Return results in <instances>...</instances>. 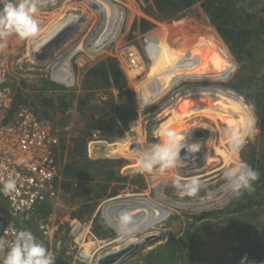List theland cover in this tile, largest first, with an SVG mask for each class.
Returning a JSON list of instances; mask_svg holds the SVG:
<instances>
[{
  "label": "rangeland",
  "instance_id": "obj_1",
  "mask_svg": "<svg viewBox=\"0 0 264 264\" xmlns=\"http://www.w3.org/2000/svg\"><path fill=\"white\" fill-rule=\"evenodd\" d=\"M91 1H95L100 7H106L107 2L115 5V7L112 6V12L109 8L104 10V17L109 22L107 27L102 28L95 25L93 11L94 9H97V5L90 3ZM116 3V0H56L50 8H47L51 11L50 9L54 7V11L47 14L46 17L53 21L55 28L59 26V23L65 21V19L69 21L70 17L66 14H74L72 16L74 18L75 14L79 15L78 18L81 17V19L77 21V24L75 23L72 30L69 31L70 34L68 33L59 42V45H61L63 40L65 41L70 38V41L65 44L66 47L65 45L60 48L58 47V50H61L57 54L62 55L66 53L67 49L71 46L69 50L70 52L68 53L69 55H67V58H64L63 61H67L68 57L78 49L79 46L76 44H78L79 41L77 42V40L90 32L89 29L91 28V25H94V28L96 26L95 30H97L94 38L89 37L84 41L87 45V51L84 50L79 52L71 59L72 71L76 78V83L75 86L70 89L71 93L74 94L69 100L70 103L72 102V110L69 116H66L69 129L66 130L62 136L64 147L61 148L59 160L63 165L65 159L68 157L69 151H72L69 144L71 137L70 134L73 133L74 136H81V130L85 128L86 120L81 119L79 117V112L77 111V105L80 101L79 96L83 95L86 97L83 98V100H89L87 106L92 105L95 107V113L93 114L94 117H98L97 115L103 107L108 108L111 106V109L105 115L103 126L107 125V130L112 129V127L117 124L121 127L120 137H114L111 139L113 140L111 143L104 141V139L101 140L103 144L114 143L113 151H118L121 155H98L121 159L120 168L116 170L119 172L117 173L119 176L125 178H118L109 181L106 194L100 197H94L93 194L99 191V187L104 181V174L103 172L95 171V165L93 164L90 173L91 175L89 174L88 178L79 177L70 180L68 188L76 186L80 191V193L76 194L74 200H72V204L70 201H66L62 197L56 198L51 205L50 212L46 219H39L37 216L35 217L32 222L31 232L35 237H40L38 242L43 245L47 241L48 251L53 253L55 258L62 259L70 264H95L99 255L111 250H118L119 247H123L130 242L136 241L138 242L137 247L134 250H131L126 257L123 258L124 261L119 262V264H137L143 262L148 251L155 249L156 246L164 243L169 237L179 239L180 236L187 235L188 228L193 221V216L198 214L200 217L197 221L199 224L197 226L200 227L201 235H197L195 238H197V242L200 245L198 246L200 250L194 253L193 256L196 258H202L204 255V257L209 260V258H214L216 252H219L223 256L221 259L222 263L230 264L231 261L236 262L238 250L245 242H254L255 237L258 234V232L253 229V225H244L241 221V217L230 212V210H232L231 202L235 199L238 200L242 194L237 196L231 191H216L214 195H211L213 200H206V202L200 201V198L204 199L207 197L206 192L208 189L216 190L225 183L222 178V173L225 169L224 165L227 163H225L224 158L220 156V153H215L214 149V147L220 149V138L225 132L223 127L224 123L221 119L222 117H218V114L211 111L210 114L213 116L212 121L203 118L200 111L196 110L193 101L188 99L183 100L182 103H180L172 112H169L166 115L158 117H156V115L153 117L151 116L156 114L155 109L163 100L167 97L168 99L172 97L170 94L174 91L176 92L177 89L181 90L198 84H213L226 88L239 96L246 105H249L246 97V92L249 91V89L244 88V86H239L241 78H238V76H243L246 73H254L255 77H261L264 74V63L259 61V59L264 57V52L263 54L260 53L261 55L253 53V51L251 52L253 54L252 64L254 68L253 66L248 65L249 62L246 63L247 66H245V64H237L230 55L233 61V69L229 71V62H227L228 56L226 54L227 47L217 35L214 27L210 25L208 18L203 14L202 9L199 6V2H197L190 9L182 12L179 18L174 20L158 21L150 17L154 22V26L145 32V34H149L147 38L137 45L139 51H141L140 53L142 54L144 52V63H141L140 72L134 76L133 72L130 71V67H127L124 63L121 48L122 46L130 45L132 41L140 36L137 31H132L130 33V25L132 21L135 19L138 21L140 17H149L142 11V2L138 0H119L117 6L120 7V10L116 6ZM117 9L120 13L114 12V10ZM108 13H111V17H109ZM97 15V18L99 19H97L98 21L96 24L100 22L101 14ZM113 31H118V34L112 44L106 46L100 51H98L100 47H97L96 50H89L90 47L101 39L104 40L103 45L113 39ZM47 37H49V35H40L37 39L47 40ZM30 39L31 37L21 40L15 34L11 36L10 43H12L14 47L12 52L16 53L13 56L15 59L11 60L10 74L7 82L10 86L13 85L14 88L18 87L17 89L22 91L24 100H34L37 104L40 95H45L46 91H52L53 89H43V79L48 80L45 77V72H43V67L45 68L46 64H41L38 62V58L34 59L30 56L32 53H30L26 47V42L30 41ZM35 40L36 39L33 41ZM161 41L167 43L166 48L170 54H174L177 58H180L182 63H187V65L190 66L191 71L197 73L202 80L187 79L184 74L182 75V80L177 83L176 86H172L165 95L159 97L150 104L143 105L141 104V101H139L138 86L145 78H147V73L151 67L156 65L158 59L161 58L162 49L158 45ZM87 43H90V46H88ZM137 47L135 46V48ZM53 56L54 55H52V57ZM107 56H110L112 60L114 59L118 64V68L123 72V75H125L127 79V88L132 90V103H130V105H128L127 99L123 97L122 99L120 98L121 91L111 88L113 95H110L108 93L109 89H99V87L89 88V85L86 83V71L91 67L98 65V63L103 61ZM79 58L82 59L80 60ZM20 59L21 62H19ZM78 61L81 65L77 64ZM213 73H217L218 76H213L214 78L206 77V75H213ZM49 83L53 84L51 81H49ZM259 83L260 81L255 84L254 88H257ZM61 87L64 89L67 88L63 86ZM201 99L210 109L227 108L228 106L232 107V105L214 98L201 97ZM122 102L127 105V110H130L132 106L136 109V115L134 118L126 121L125 124L120 121V116L118 115V112H116V106ZM88 114L90 113L88 112ZM253 116L257 129L255 135L247 137L245 145L239 152L242 158L238 153H233L235 158L246 163L252 152H254L256 157L258 152L262 149V144L259 143L260 124L254 112ZM135 121H137L136 124L132 125V122ZM161 128L174 129L177 134H183L185 140L190 138L192 141L194 140L192 143H198L200 145L202 152V160L200 163H191L183 160L185 163L187 162L186 165L183 164L181 167L171 169L163 175L157 171H153L154 173H157L156 175L159 173L157 179L162 183L165 182L163 179L166 178L167 180L179 178L183 181L194 176L198 177L200 180V187L195 196L180 195V191L171 181H169L170 184H166V186L163 185L164 187H162V189L158 186L162 196L165 198L161 200L155 195V185L152 186L151 183V178L156 177V175H153V173H138L136 171L140 158V150L143 147L158 142L160 139L159 133ZM187 128L190 129L188 135L186 134ZM212 129L217 130L213 137L211 136ZM100 131H102L100 133L102 137H106L110 134L109 131ZM208 140L213 141V146L212 144L210 146L206 145ZM133 145H135V147H133ZM98 146V149L92 150L91 152L98 151L100 145ZM85 148L87 151V144H85ZM88 150L86 156L91 160H95V158L89 157L88 153L90 152V148ZM106 157L97 159H104ZM212 157L216 161L210 162ZM132 164H134V170L128 172L123 171L125 166ZM188 164H193L195 167H189ZM165 176L166 178H164ZM114 177H116V174ZM112 187H118V195L113 199L108 197V193ZM127 193L141 194L144 196L141 199V207L130 208L127 210L136 221V231L134 234L122 238L113 228L111 229L114 235L108 237L94 235L95 238H93V236L86 234V236L78 238V235L73 234V226L75 222H78L83 228L90 226V230L93 233L90 221L93 215H100L101 210L102 213H104L103 216H105L108 222H111L112 226L115 227V221H111L108 215V211L111 212V210L107 211V206L115 201H125L127 198H132L120 197ZM216 197L219 198L216 199ZM149 208L152 209L154 213H158L160 217L157 216L158 219H156L153 214L148 213L149 218L143 219L142 215L146 210H150ZM73 212L81 213L80 216H77L74 215ZM101 218L105 221L103 217ZM142 221L143 223H141ZM150 234H154V236L150 237ZM145 236L147 238L149 237V239L146 240ZM179 244L181 247H185L183 243Z\"/></svg>",
  "mask_w": 264,
  "mask_h": 264
},
{
  "label": "trees",
  "instance_id": "obj_2",
  "mask_svg": "<svg viewBox=\"0 0 264 264\" xmlns=\"http://www.w3.org/2000/svg\"><path fill=\"white\" fill-rule=\"evenodd\" d=\"M138 1L142 2V11L149 18L140 17L138 21L136 19L133 20L130 25V33L132 31H137L139 35H142L154 26V22L150 19V17L158 21L174 20L179 18L182 12L190 9L194 4L199 2V6L201 7L203 14L208 18L210 25L214 27L217 35L221 38L230 55L233 57V60H235L237 64H245V66H247L246 63L249 62L248 65L253 66V54L251 52L253 51V53H257L258 55H261L260 53L263 54L264 52V0ZM158 45L162 49L161 58L158 59L156 65L151 67L147 73V78H145L138 86L139 101H141V104L143 105L150 104L159 97L165 95L172 86H176L177 83L182 80V75L184 74L187 79L202 80L197 73L191 71V68L187 65V63H182L180 58H177L174 54L169 53L166 48V42L163 43L161 41ZM259 61L264 63V57L259 59ZM227 62H229L228 68L229 71H231L233 69V62L231 59H227ZM85 75L86 83L89 85V88L99 87V89H109L108 93L110 95H113L111 88H115L121 91V99L122 97L127 99L128 105L132 103V90L127 88V79L125 75H123V72L118 68V64L114 61V59L112 60L110 56H107L103 61L98 63V65L91 67L88 71H86ZM213 76H218V74L213 73V75H206L208 78ZM238 78H241L239 86H244V88L249 89V91L246 92V97L249 105L254 106V113L260 124L259 143L262 144V149L258 152L256 157L254 152H252L247 160L248 165L260 173L259 180L254 183L255 190L250 193L247 191L243 192L238 200L235 199L231 202L232 210H230V212L241 217V221L244 225H253V229L257 231L258 234L255 237L254 242L248 241L242 245L237 252L236 262L231 261L230 264H241V260L244 258H246L245 264H264V74L261 77H255L254 73H246L243 76H238ZM43 80V89L53 90L46 91L45 95H40L38 97L37 104L34 100H24L22 91L17 89L18 87H15V89L14 86L11 85V88L14 91V99L11 109L14 111L21 105H28L35 114L46 118H56L55 121L57 123L64 124L66 116H69L71 112L68 104H65V102L69 100H67L66 94L60 91L57 87L52 86L54 84L49 83V80ZM259 81V86L254 88L255 84ZM69 94L71 97L74 96L73 93ZM83 98L86 97L83 95L79 96L80 101L77 105V111L79 112V117L86 120V125L85 128L81 130L82 135L80 137L70 139L69 144L72 151H69L68 157L65 159L63 165L59 160L61 167V180L56 184L55 188L57 191L56 197H62L66 201H70L71 204L76 194L80 193V191L76 186L68 188L70 180H74L79 177L88 178L92 171L93 164L95 165V171L103 172L104 174V181L101 183L99 191L93 194L94 197H100L106 194L109 181L118 178H125L119 176L117 174L119 172L116 170L120 168L121 159L104 158L91 160L86 156V136L89 134L90 130L97 129L109 131L110 134H108L106 136L107 138H105L109 141H113L111 139L114 137H120L121 127L115 123L116 125H114L112 129L106 130L107 125L103 126L104 118L111 109V106L108 108L103 107L99 111V114L97 115L98 117H94L93 114L95 113V107L92 105L87 106L89 100H83ZM67 106L69 107V111ZM127 109V105L123 102L116 106V112H118L120 121L124 124L129 119H133L136 115V109H134L133 106L130 110ZM88 112L90 114H88ZM136 122L137 121L132 122V125H135ZM113 145L114 143L100 145L99 150L92 153L121 155L118 151H113ZM63 147L64 143L61 139L60 149ZM98 147L99 146L94 147L90 145V151L98 149ZM238 154L242 158L241 154ZM125 167L135 168L134 164ZM115 174L116 177H114ZM118 187H112L108 193V197L116 195L118 193ZM129 197L132 198H127L125 201H115L107 206V211L111 210V212L108 211L111 221H116L118 216L115 214V211L117 210L118 213H121V211H127L130 208L141 207V199L143 196L134 195ZM54 200L52 202H48L47 205L38 206L37 210H39V213L36 214L35 217L37 216L39 219H46ZM80 213L81 212H73V214L77 216H80ZM148 213L153 214L156 219L160 217L158 213H154L153 210L150 209L146 210L142 215L143 219L149 218ZM199 217L200 215L198 214L193 216V221L188 228L187 235H182L179 239L169 237L164 243L156 246L155 249L148 251L143 259V262L137 264H225L222 263L221 259L223 256L219 252H216L214 258H209V260H207L204 255L202 258H196L193 256L194 253L200 250L198 247L200 245L197 242V238H195L197 235H201L200 227L197 226L199 225L197 222ZM141 223H143V221ZM92 231L95 235L100 237L114 235L112 229L99 216V214H97L92 221ZM179 243H183L185 247H181ZM44 246L48 249L47 241ZM54 264L70 263L63 261L62 259L55 258Z\"/></svg>",
  "mask_w": 264,
  "mask_h": 264
},
{
  "label": "clouds",
  "instance_id": "obj_3",
  "mask_svg": "<svg viewBox=\"0 0 264 264\" xmlns=\"http://www.w3.org/2000/svg\"><path fill=\"white\" fill-rule=\"evenodd\" d=\"M38 3L39 0H4L3 7L0 8V40L12 34H15L21 40L27 39L29 37L35 38L36 32L38 31V21L34 17L38 12ZM70 48L67 49L66 53L62 55L56 54L55 56L51 57L50 60H56L58 58L59 63H57V65L63 66V64H61L62 60L68 55ZM77 53H79V51H77L75 54L74 53L72 54L69 63L67 64V66L70 65L69 67L71 70H72L71 59ZM32 54H34L33 55L34 59L38 58L39 60L40 59L39 56L40 55L44 56L45 52L44 53L33 52ZM14 59H15L14 57L11 58V60ZM19 61L21 62V59ZM50 63H52V61H50ZM50 63L47 64L46 62H44L43 64H46L45 66L47 67ZM78 63L80 62L78 61L77 64ZM78 65H81V63ZM46 67L45 68L43 67V72H45L46 74L45 77H47V79L54 84V87H57L59 90L61 86L65 88L67 87L66 89L62 88V90L64 92L66 91L70 92L71 91L70 89L75 86L76 83L75 76H74L73 85L67 86V85L59 84L54 82L48 76ZM172 94H170V96ZM25 106L29 107L30 110L32 111L30 106L28 105ZM68 111H69V107H68ZM253 112H254V106L252 105L243 106L241 124L238 127H233L231 129L226 130L225 137L228 142L230 152L239 153L243 148V146L245 145L247 141V137L255 135L257 129L255 126V119L253 116ZM33 114L38 118L47 121L52 126L53 129L60 128L61 130L60 142H61L62 136L66 131V129H64V127L67 126L66 118L64 120L65 123L60 124L55 121L56 118L41 117L35 114L34 112ZM93 133L97 134L96 138L93 136ZM100 133L101 131L97 129H92L89 131V134L86 136L87 151H89L88 149L90 148L91 144L94 147L103 144L101 139H104V141L108 143L113 142L107 140L105 137H102ZM159 135H160V139L158 140V142L153 143L147 147H143L140 150V158L136 168V171L138 173H152L153 171H157L161 175H163L165 172L171 169H176L178 167H181L184 164L180 155L182 149L187 147V152L189 153H195L199 150L200 145L198 143L186 146L184 142L185 136L183 134H177V132L174 129L161 128ZM71 137L78 138L80 136H74L72 133ZM60 142H59V152H58L59 155L61 151ZM90 152L88 153L89 157L95 158L96 160L97 158L106 157L103 155H98L96 153H92V152L90 153ZM59 155L58 158H60ZM106 158H112V157H106ZM222 178L225 181L224 187H226L229 191H231L235 195L239 196L243 194V192L245 191L250 193L255 190L254 183L259 180L260 173L256 169L248 165L246 162L242 160L232 159L229 165L226 166L225 169L223 170ZM172 184L180 191V195L195 196L200 187V180L198 177H192L190 179L183 181L179 178H176L172 180ZM16 190H17V180L12 177H9L6 180H4L2 182V185H0V194L3 195H10L14 193ZM127 194H132V193H127ZM117 195L118 193L114 196H110L109 198L111 199L116 198ZM56 198L57 197H55L54 199ZM54 199H52V201ZM47 204L48 202L45 203L44 205ZM38 213L39 210L36 209L34 212H32L29 219L23 220L24 229L16 232L15 238L10 244H6L3 239H0V250L6 249V251H4L2 258H0V264H54L55 256L53 255V253L48 251V249L42 243L38 242L37 238L31 232L32 222L35 219V215ZM101 213L99 216L105 219L107 225L110 228H113L111 227L112 226L111 222H108L105 216H103V213L102 215ZM96 215H93L90 221L91 224ZM88 229L90 230V226L88 227ZM113 229L122 238L129 237L132 234H134V232L136 231L135 218L132 215H130L128 211H122L117 217L115 221V227ZM94 235L95 234L92 233V236ZM245 260L246 258L242 259L241 264H245Z\"/></svg>",
  "mask_w": 264,
  "mask_h": 264
},
{
  "label": "built area",
  "instance_id": "obj_4",
  "mask_svg": "<svg viewBox=\"0 0 264 264\" xmlns=\"http://www.w3.org/2000/svg\"><path fill=\"white\" fill-rule=\"evenodd\" d=\"M55 1L39 0L38 11L44 19L54 11V7L51 11L47 8ZM116 1L118 3L119 0ZM3 2L4 0H0V8L3 7ZM12 35L0 40V185L9 177L17 180V190L14 193L0 194V239L6 244L14 240L17 231L24 229L23 220L29 219L38 206H43L56 197V184L61 180L58 158L60 128L53 129L47 121L35 116L25 105L17 107L14 111L11 109L14 93L7 79L11 58L16 53L12 52ZM148 35H140L130 45L122 46L123 60L126 66L130 67V71L133 66L144 63V52L141 54L137 45ZM114 39L100 46L98 51L112 44ZM33 40L31 37L30 41L26 42L30 53H33L36 46ZM57 63L58 58L46 67L48 76L56 83L73 85L74 74L70 65L65 67ZM64 129L68 130L69 127L65 126ZM93 136L96 138L97 134L93 133ZM73 234L78 235V238L86 234L92 236L88 227L83 228L78 222L73 226ZM4 251L6 249L0 250V258Z\"/></svg>",
  "mask_w": 264,
  "mask_h": 264
},
{
  "label": "bare ground",
  "instance_id": "obj_5",
  "mask_svg": "<svg viewBox=\"0 0 264 264\" xmlns=\"http://www.w3.org/2000/svg\"><path fill=\"white\" fill-rule=\"evenodd\" d=\"M76 1V0H75ZM64 2V1H63ZM111 2V1H110ZM90 3H94V4H96L97 5V9H94V11H93V13H94V23H95V25L97 26V27H102V28H105V27H107L108 26V21L105 19V17H104V10L106 9H110V11L112 12V6H114L115 7V5H113L112 3H106V7L105 6H102V7H100V5H98L95 1H91ZM84 4V3H83ZM118 4L116 3V6H117ZM96 7V6H95ZM118 7V6H117ZM119 8V10H120V7H118ZM93 10V9H92ZM119 10L117 9V10H114V12L115 13H120L119 12ZM58 11V10H57ZM91 12V11H90ZM109 12V11H108ZM55 13V12H54ZM53 13V14H54ZM101 14L100 15V22L99 23H97L96 24V22L98 21L97 19H99V18H97L98 17V15L97 14ZM92 14V13H91ZM122 14V13H121ZM66 15H68L69 17H70V19H69V21H67V19H65V21H63V22H61V23H59V26L57 27V28H55V25H54V23H53V21H51V19H49V18H47V19H44V17L42 16V13L41 12H37V14H36V16L34 17L37 21H38V31L36 32V36L35 37H37L38 38V36H40V35H43V36H47V35H49V37H47V40H38L37 38H36V40L34 41L35 43H37V45L38 44H40V43H46V45L41 49V51H40V53H44L45 51H47V50H51V49H54V51H58V49H57V47H61V46H64L67 42H69L70 40V38L69 39H67V40H65L64 41V44H62V45H59V42L62 40V38H64L68 33H69V31L70 30H72V28L75 26V23L77 24V21L78 20H80L81 19V17L80 18H78V14H75V18L74 17H72L74 14H66ZM108 15H109V17H111V13H108ZM53 16V15H52ZM52 16H50V17H52ZM119 16V15H118ZM121 16V15H120ZM119 18V17H118ZM74 19V20H73ZM59 20V19H58ZM82 22V21H81ZM83 22H85V21H83ZM44 24H46V25H44ZM64 24H66L67 26H66V28H65V30H63V32L59 35V34H57L59 31H60V29L62 28V26L64 25ZM96 26H95V28H96ZM113 26V25H112ZM95 28H94V25H91V28L89 29V33H86L85 35H83V37L82 38H80L79 40H77V42H78V44H76L77 46H79L78 47V49L74 52V54L77 52V51H84V50H86V44H85V40L86 39H88L89 37H92V38H94V36H95V34H96V32H97V30H95ZM75 29V28H74ZM93 29V30H92ZM80 31V30H79ZM78 31V32H79ZM70 34V33H69ZM79 34H80V32H79ZM118 34V31H113L112 32V38L114 39V38H116V35ZM34 38V37H33ZM76 38V37H75ZM35 39V38H34ZM91 39V38H90ZM84 42V43H83ZM71 43V42H70ZM76 43V42H75ZM103 43H104V40L103 39H101L99 42H97L96 44H94L92 47H90L89 48V50L91 51V50H96V48L97 47H100V46H102L103 45ZM88 44V46H90L89 44L90 43H87ZM69 45V44H68ZM75 46V45H74ZM74 46H73V48H74ZM56 47V48H55ZM65 47H66V45H65ZM63 48V47H62ZM70 48V47H69ZM70 50V49H69ZM74 50V49H73ZM72 51V50H71ZM87 51V50H86ZM70 52V51H69ZM48 53V52H47ZM49 53H51V52H49ZM70 54H72V53H70ZM33 55L34 54H30V56L33 58ZM69 55V54H68ZM71 56L72 55H70V57H68V60L67 61H63L62 60V63L61 64H63L65 67L67 66V64L69 63V60H70V58H71ZM44 58V56L43 55H40L39 56V58ZM48 57V56H47ZM47 57H45V59H47ZM49 58H51L50 56H49ZM67 57H65V59H66ZM80 60L82 59V58H79ZM35 61V60H34ZM33 61V62H34ZM31 62V61H30ZM83 62V61H82ZM48 63H49V61H48ZM133 69L131 70V72H133V75L134 76H136L139 72H140V70H141V65H136V66H133L132 67ZM201 97H210V98H214V99H217V100H219V101H223V102H225V103H227V104H229V105H232V107L230 106H228L227 108H215V109H210V108H208L206 105H205V103L202 101V99H201ZM168 97L165 99V100H163L158 106H157V108L155 109V113L156 114H153L151 117H153L154 115H156V117H158V116H163V115H166V114H168L169 112H172L180 103H182V101L183 100H185V99H188V100H192L193 101V103H194V106H195V108H196V110H199L200 111V113H201V116L203 117V118H206V119H208V120H210V121H212L213 120V116H211V111H213V112H215L216 114H218L219 116L218 117H222L221 119H222V121H223V127H224V130H225V132H226V130L227 129H231V128H233V127H238L240 124H241V120H242V111H243V106H246V103L239 97V96H237L236 94H234L233 92H231V91H229V90H227L226 88H223V87H221V86H216V85H213V84H208V85H193V86H190L189 88H183V89H181V90H177L175 93H174V95L172 94V97L170 98V99H168ZM166 101V102H165ZM220 104V103H219ZM131 124V123H130ZM137 128V127H136ZM141 130V129H140ZM188 131H190V129L189 128H187V130H186V134L188 135L189 133H188ZM216 131L217 130H214V129H212V134H211V136L213 137L214 136V134H216ZM225 132L223 133V135L221 136V138H220V142H219V146H220V149L218 148V149H216L215 147H214V149H215V153L217 154V153H220V156H222L223 158H224V161H225V163H227L226 165H224V167H226V166H228L229 165V163H230V161L232 160V159H235V160H238L237 158H235L234 157V155H233V153L232 152H230V148H229V145H228V142H227V140H226V137H225ZM187 139V138H186ZM195 139V138H194ZM138 140V139H137ZM194 141V140H193ZM192 141V139H188V140H185L184 142H185V145L186 146H188V145H193V144H195V143H192L193 142ZM196 141H197V138H196ZM199 141V140H198ZM215 141V140H214ZM212 144V146H213V141H211V140H208V142H207V146H210ZM187 148V147H186ZM186 148H184V149H186ZM184 149H182L181 150V153H182V151H184ZM199 149L201 150V148L199 147ZM212 151H213V149H212ZM210 152V151H209ZM211 153V152H210ZM180 155H182V154H180ZM201 156H202V152H201ZM182 158V157H181ZM182 160H184V159H182ZM201 160H202V158H201ZM200 160V161H201ZM185 161V160H184ZM183 161V162H184ZM214 161H216L215 159H213V157H212V159H210V162H214ZM188 162V161H187ZM186 162V163H187ZM209 162V161H208ZM186 163L184 162V164L186 165ZM191 163H194V162H191ZM197 163V162H196ZM214 164V163H213ZM189 165V167H195V165H193V164H188ZM153 173V175H156L157 173H154V172H152ZM158 176H159V173H158V175H156V177H152L151 178V183H152V186L153 185H155L154 186V189H155V191H154V193H155V195L156 196H158L159 197V199H165L163 196H162V194H161V192H160V190H159V188H158V186L159 187H161V189H162V187H164V186H166V184H170V182L169 181H171L172 182V180H167V178H166V176L164 177V178H166V179H163L165 182L164 183H162L161 181L159 182L158 181ZM195 177V176H194ZM208 179V178H207ZM206 181V180H205ZM203 182V181H202ZM207 184V183H206ZM225 184V183H224ZM224 184L223 185H221L218 189H216V190H207V192H206V198H204V199H201L200 198V201H204V202H206V200L207 201H209V200H213L212 199V196L211 195H214L215 193H216V191H218V192H221V191H223V192H229V190L226 188V187H224ZM164 185V186H163ZM151 186V185H150ZM153 189V190H154ZM229 194V193H228ZM134 195H141V194H125V195H123V196H120V197H122V198H127V197H129V196H134ZM219 198V197H218ZM217 197H216V199H218ZM185 204V203H184ZM177 206V205H176ZM115 214L117 215V216H119V213H118V210L117 211H115ZM103 215H104V213H103ZM122 260H124V259H122ZM121 260V261H122Z\"/></svg>",
  "mask_w": 264,
  "mask_h": 264
},
{
  "label": "water",
  "instance_id": "obj_6",
  "mask_svg": "<svg viewBox=\"0 0 264 264\" xmlns=\"http://www.w3.org/2000/svg\"><path fill=\"white\" fill-rule=\"evenodd\" d=\"M66 26L67 25L64 24L57 34L60 35L63 32V30H65ZM45 45H46V43H40L38 45L36 44V46L33 48V52L34 53H39L41 51V49ZM226 54L228 56V59L230 60L231 56L228 53L227 49H226ZM231 61H232V59H231ZM131 134H132V132H131ZM133 147H135V145H133ZM181 154H182L181 155L182 159H184L185 161H188V162L200 163V160L202 158L200 149L197 152H195V153H189V152H187V148H186V149H184V151H182ZM131 170H134L133 167H125L123 169L124 172H128V171H131ZM101 215H102V213H101ZM111 227H113V226H111ZM152 236H154V234H150V237H152ZM145 239L147 240V239H149V237L147 238L145 236ZM137 245H138V242H136V241L135 242H130V243H128L127 245H125L123 247H119L118 250H111L109 252H105L104 254L99 255L97 257V259L95 261V264H117V263L121 262V260L123 258H125L126 255L131 250H134L137 247Z\"/></svg>",
  "mask_w": 264,
  "mask_h": 264
},
{
  "label": "crops",
  "instance_id": "obj_7",
  "mask_svg": "<svg viewBox=\"0 0 264 264\" xmlns=\"http://www.w3.org/2000/svg\"><path fill=\"white\" fill-rule=\"evenodd\" d=\"M62 44H64V40H63V42L61 43V45ZM60 48V47H59ZM64 48V47H63ZM57 49H58V47H57ZM61 50V49H60ZM60 50H58V51H56V52H54V49H51V50H47V51H45V54H44V58L42 57V58H40L38 61L40 62V63H44V62H47V64H48V61H49V63H50V59L51 58H49V56L50 57H52V55H56ZM48 52V53H47ZM49 52H51V53H49ZM48 56V57H47ZM45 57H47V59H45ZM60 90L64 93V94H66V96H67V100H70L72 97L71 96H69L70 94L69 93H71V91L70 92H64L63 90H62V87H60ZM65 104L67 105L68 104V106L70 107V109L72 110V102L70 103L69 101H66L65 102ZM67 106V107H68ZM70 136H71V134H70ZM70 139H72V137H70ZM70 142V141H69ZM37 238V240L40 238H38V237H36Z\"/></svg>",
  "mask_w": 264,
  "mask_h": 264
}]
</instances>
